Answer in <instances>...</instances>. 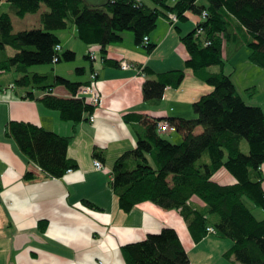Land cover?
<instances>
[{
    "label": "trees",
    "instance_id": "obj_1",
    "mask_svg": "<svg viewBox=\"0 0 264 264\" xmlns=\"http://www.w3.org/2000/svg\"><path fill=\"white\" fill-rule=\"evenodd\" d=\"M5 1L9 11L19 17L39 12L41 26L13 32L10 12H0V72L13 70L17 74L14 85L29 87L24 97L41 101L48 109L57 110L61 120L74 124L94 110L84 99L74 97L82 83L29 68L53 63L54 48L60 42L54 31L74 28L76 37L86 45H98L108 62V45L121 42L124 31L132 32L134 42L152 53L156 44H144L143 38L152 32L160 16L173 13L178 21H184L187 12L206 13L180 40L189 53L186 68L212 85V91L192 102L195 117L166 119L182 132L179 143L158 132L156 125L163 119L147 120L142 114L126 113V122L140 120L144 130L138 132L136 145L115 159L111 189L125 212L143 201L162 209H177L195 243L207 236L206 229L211 226L215 236L233 243L223 253L227 259L238 264H264V218L258 220L252 210L253 206L264 210V112L260 106L245 102L223 71V47L229 44L233 51L244 45L250 48L248 59L264 69V0H205L206 4H198V0H149L152 5L140 0H111L102 7L83 0ZM42 6L46 9L40 11ZM8 47L13 54L8 53ZM88 54L86 58L91 59ZM58 56L56 63L76 58L71 49L60 51ZM211 66L218 70H210ZM140 72L155 75L142 84L146 102L162 99L166 87L178 88L185 77L181 68L154 73L146 67ZM48 77L52 79L47 81ZM61 85L71 97L50 94L51 88ZM34 90L44 94L36 98ZM199 126L202 131L195 133ZM5 134L42 174L61 178L78 167L67 153L71 136L22 120H9ZM243 139L249 146L247 153L241 150ZM94 157L102 158L101 152L94 151ZM221 168L236 182L223 185L212 179ZM24 176L35 177L30 171ZM195 197L203 206L192 201ZM85 204L91 206L88 201ZM121 248L126 264H191L176 230L168 226Z\"/></svg>",
    "mask_w": 264,
    "mask_h": 264
},
{
    "label": "crops",
    "instance_id": "obj_2",
    "mask_svg": "<svg viewBox=\"0 0 264 264\" xmlns=\"http://www.w3.org/2000/svg\"><path fill=\"white\" fill-rule=\"evenodd\" d=\"M140 1L152 5L150 1ZM187 17L193 22L181 24L179 20L174 26L166 16L157 19V25L148 35V41L156 44L152 53H147L134 42L133 33L124 32L121 42L108 45L105 53L108 62L100 55L98 45L83 43L77 48L72 45L71 40L78 39L74 28L69 36L57 34L61 52L71 49L76 56V49H79L87 62H81L77 67H83L82 71L73 70V77H67L62 70H54L53 75L86 84L92 70L97 73L94 85L102 103L91 113L95 118L93 123L88 120L91 114L87 112L76 124L61 120L57 110L48 109L39 100L24 97L29 87L14 85L13 79L17 75L11 74L13 70L0 72V264H126L122 245L143 240L148 233L166 226L176 230L191 264H238L223 254L232 246L231 239L208 233L195 243L177 209H162L155 203L143 201L125 212L111 189V169L115 159L133 148L138 132L144 130L140 120L126 122L123 118L126 113H139L147 120L195 117L192 102L213 89L186 68L189 53L180 37L193 30L201 19L191 12H187ZM223 49L226 51L223 59L233 65L231 72L238 70L234 60L237 52L230 57L235 52L232 47L225 45ZM91 51L94 58L87 59ZM243 52L246 59L243 62L252 64L248 59L251 50ZM122 60L131 66L122 69L119 65ZM254 65L246 66L258 71L256 67L259 66ZM225 66L226 63L223 71ZM146 67L154 73L181 68L185 77L178 88L166 87L162 99L146 102L142 96V84L146 78L155 77L140 72ZM213 67L216 66H211L210 70H218ZM225 73L231 79L230 74ZM234 85L236 88L235 82ZM256 90L254 87L251 95ZM43 94V91L34 90L36 98ZM50 94L71 97L62 85L51 88ZM255 97L250 98V102L254 101L250 104H258L263 110L261 103H255L258 100L257 95ZM9 120L32 122L49 131L71 136L67 153L78 167L65 172L61 178L42 174L40 168L29 163L5 134ZM201 131L200 126L194 130L195 133ZM160 134L168 135L175 142L183 138L178 130ZM94 151L101 152L102 158L98 159L103 163L102 169L95 168L93 161L97 157H94ZM27 171L33 172L35 177L26 179L24 174ZM262 177L261 187L264 189V169ZM212 179L223 185L236 182L225 168L217 170ZM87 201L91 206L85 204ZM192 201L203 206L196 197ZM260 209L252 207L258 220L264 218V210ZM40 224L44 225L43 229Z\"/></svg>",
    "mask_w": 264,
    "mask_h": 264
},
{
    "label": "rangeland",
    "instance_id": "obj_3",
    "mask_svg": "<svg viewBox=\"0 0 264 264\" xmlns=\"http://www.w3.org/2000/svg\"><path fill=\"white\" fill-rule=\"evenodd\" d=\"M149 1V0H147ZM198 4H206L205 0H198ZM46 7L42 6L41 10H45ZM9 5L6 1H3L2 3H0V12L3 11H9ZM193 14V13H192ZM10 15L12 17V26H13V32L15 31H20V30H26V29H32V28H36V27H40V22H39V12H36L35 14L32 13H27L25 14V17H19L18 15H15L13 13L10 12ZM170 15V14H169ZM168 15V16H169ZM195 16H197L196 14H193ZM177 16V15H176ZM200 16V15H199ZM201 18V16H200ZM167 19H169V17H167ZM202 19V18H201ZM193 22L192 19L187 17V20L182 21V23H186V22ZM169 22L172 26H174L176 23H173L171 19H169ZM57 34L60 35H65V36H69L72 34L73 29L72 28H60L56 31H54ZM125 33L130 32V31H124ZM132 33V32H130ZM71 44L74 45L76 48L77 46H83V42L81 40H71ZM229 47L231 49V46L229 44ZM77 53H76V58L74 60H70V61H60L59 63H52L49 65H45V64H38V65H33L30 66V70L31 71H35V72H41V73H46L47 75H51L53 74L54 70H62L64 71V73L66 74L67 77H73L72 73H74L73 70H75V68H77L78 66H80L81 62L86 63V59L84 58L83 55H81L79 52V49H76ZM244 51L250 50V48H248L247 46H242V48L238 51H235L234 53H231L230 57L232 56V54H235V64L239 67L238 70L231 72L232 70V63L228 62L227 60H225L226 66H225V71L227 73L230 74L231 76V81H234L236 84V90L237 92L240 93L241 97L243 100H245V102L251 103L254 102L253 100L250 102V98H253L257 95L258 100L257 102L255 101V103H261V105L263 106V112H264V70L256 67L258 71H253L248 69V66L246 65H252L249 62H243L245 59L244 56ZM14 50L12 48H9V54H13ZM225 54L226 51L223 50V58H225ZM249 63V64H248ZM256 66V65H254ZM253 66V67H254ZM255 68V67H254ZM213 69L217 70V67H213ZM8 73V72H7ZM10 73V72H9ZM11 74L13 75H17L15 72H11ZM49 75V77H50ZM48 77V78H49ZM78 77H82V75L78 74ZM52 78H49L47 81H50ZM257 87V90L255 91V94L251 95V89L250 87ZM253 87V88H254ZM252 96V97H251ZM256 98V97H255ZM254 105V104H253ZM258 105V104H256ZM259 106V105H258ZM162 136H164L165 138H169L168 135L163 134ZM171 141V140H170ZM173 141V140H172ZM181 140L175 142V143H179ZM241 150L244 153H247L248 149L246 148L247 142L245 141V139H243L241 141ZM245 149V150H244ZM150 160L151 165H155L154 160H152V158H148ZM261 210V209H260ZM259 210V211H260ZM256 218H258L256 216Z\"/></svg>",
    "mask_w": 264,
    "mask_h": 264
},
{
    "label": "built area",
    "instance_id": "obj_4",
    "mask_svg": "<svg viewBox=\"0 0 264 264\" xmlns=\"http://www.w3.org/2000/svg\"><path fill=\"white\" fill-rule=\"evenodd\" d=\"M175 1V0H172ZM206 15L205 12H203L201 14V17H204ZM169 19L172 20L173 23H176L178 21L177 16L173 13H171L169 15ZM172 24V23H171ZM199 31H201V29H199ZM143 42L144 44H148V37L145 36L143 38ZM62 49V46H60V44H56L55 48H54V52L55 55L53 56V63H56L59 61V53ZM90 58H94L93 52L91 51L89 54ZM119 65L121 66L122 69L124 68H128L131 66V64H129L126 60H122L120 61ZM90 79L88 81V83L86 84H82L81 87H79L78 91L76 92V94L74 95L75 98H79V99H84L86 102H88L92 108L94 109L95 107L99 106L102 103V98L99 95V93L97 92V89L94 85L96 79H97V73L96 71H92V73L89 75ZM88 120L93 123L95 121L94 118V114L89 115ZM156 128H158V132H170V131H175L176 127H174L173 125L169 124L166 120H160L157 125ZM95 168L96 169H102L103 168V163L96 158L93 161ZM68 171H71V169H69ZM207 233H214V229L211 226H208L206 229Z\"/></svg>",
    "mask_w": 264,
    "mask_h": 264
},
{
    "label": "water",
    "instance_id": "obj_5",
    "mask_svg": "<svg viewBox=\"0 0 264 264\" xmlns=\"http://www.w3.org/2000/svg\"><path fill=\"white\" fill-rule=\"evenodd\" d=\"M87 5L93 6V7H102L108 5L111 0H83Z\"/></svg>",
    "mask_w": 264,
    "mask_h": 264
},
{
    "label": "bare ground",
    "instance_id": "obj_6",
    "mask_svg": "<svg viewBox=\"0 0 264 264\" xmlns=\"http://www.w3.org/2000/svg\"><path fill=\"white\" fill-rule=\"evenodd\" d=\"M83 84V83H82ZM48 92V91H47ZM50 92V91H49ZM64 95V94H63ZM70 95H71V93H70ZM67 96V95H66ZM262 109V108H261ZM242 146V145H241ZM180 214V213H179ZM184 220V219H183Z\"/></svg>",
    "mask_w": 264,
    "mask_h": 264
}]
</instances>
